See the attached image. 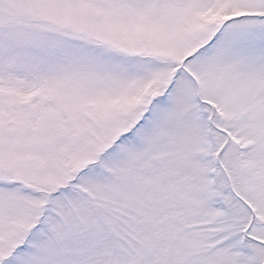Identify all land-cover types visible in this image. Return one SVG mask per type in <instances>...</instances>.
Here are the masks:
<instances>
[{
    "label": "snow or ice",
    "instance_id": "snow-or-ice-1",
    "mask_svg": "<svg viewBox=\"0 0 264 264\" xmlns=\"http://www.w3.org/2000/svg\"><path fill=\"white\" fill-rule=\"evenodd\" d=\"M0 264H264V0H0Z\"/></svg>",
    "mask_w": 264,
    "mask_h": 264
}]
</instances>
